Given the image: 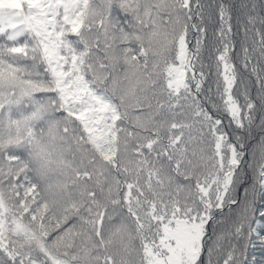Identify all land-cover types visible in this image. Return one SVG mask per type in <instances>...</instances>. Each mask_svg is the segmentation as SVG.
<instances>
[{
    "label": "snow or ice",
    "instance_id": "snow-or-ice-1",
    "mask_svg": "<svg viewBox=\"0 0 264 264\" xmlns=\"http://www.w3.org/2000/svg\"><path fill=\"white\" fill-rule=\"evenodd\" d=\"M0 264H264V0H0Z\"/></svg>",
    "mask_w": 264,
    "mask_h": 264
}]
</instances>
